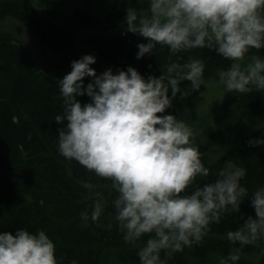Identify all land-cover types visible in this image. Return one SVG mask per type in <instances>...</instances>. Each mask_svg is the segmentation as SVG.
<instances>
[{"label": "clouds", "instance_id": "9594fccd", "mask_svg": "<svg viewBox=\"0 0 264 264\" xmlns=\"http://www.w3.org/2000/svg\"><path fill=\"white\" fill-rule=\"evenodd\" d=\"M128 4L132 0H127ZM128 7L124 27L143 37L137 59L151 55L157 45L171 54L193 49L215 51L230 65L217 71L227 93L264 92V0H136ZM256 50V54H248ZM246 59L248 60L245 63ZM91 55L73 61L71 72L59 82L62 112L55 116L58 151L87 172L110 181L117 193L114 219L125 243L139 247L140 264H166L161 252L171 255L199 245L209 226L225 214L240 212L246 198L255 218L248 216L235 231L227 232L231 245L259 246L264 239V187L251 193L241 185L246 169L225 162L213 182L196 184L210 170L193 140L192 128L174 115H165L179 93L181 99L204 85L205 64L189 58L171 62L157 78L142 77L128 67L97 76ZM86 77L93 82L84 87ZM182 82L190 87L182 90ZM87 95L81 104L76 97ZM264 145V139L249 142ZM195 185V186H194ZM88 187H91L88 185ZM191 189V191H189ZM104 205L97 201L82 220L96 223ZM56 246L45 231L18 229L0 232V264H57ZM240 248L233 247L219 264H235Z\"/></svg>", "mask_w": 264, "mask_h": 264}, {"label": "trees", "instance_id": "16d2710c", "mask_svg": "<svg viewBox=\"0 0 264 264\" xmlns=\"http://www.w3.org/2000/svg\"><path fill=\"white\" fill-rule=\"evenodd\" d=\"M128 7L149 6L137 5L136 0L131 4L127 0H0V22L15 18L28 24L61 69L86 55L76 37L82 28L89 29L85 45L100 60L101 74L132 67L145 79L158 78L171 62L202 60L204 85L183 99L178 93L164 114L176 116L193 130L202 162L210 170L196 184L213 182L225 162L232 160L246 169L241 185L250 198L264 187V145L249 144L264 139V92L227 93L218 83L217 71L226 70L230 62L207 48L173 55L157 45L151 55L138 60L137 45L147 41L126 31ZM26 52L14 34L0 32V232L45 231L56 246L57 264H140L138 250L148 237L137 247L125 243L114 219L117 193L58 151L61 125L55 116L62 112L58 81L64 77L41 72L35 76L33 66L20 59ZM253 54L256 50L248 56ZM258 54L264 57V50ZM92 82L84 80V87ZM189 87V82L180 85L182 90ZM76 99L81 104L90 102L86 94ZM97 201L104 205L99 220L83 221L82 213H90ZM248 216L255 218V213L246 198L239 213L225 214L218 224H211L199 245L171 255L161 252V259L166 264H219L237 247L240 259L235 264H264V239L258 247L242 248L227 240V232L237 230L243 224L241 217Z\"/></svg>", "mask_w": 264, "mask_h": 264}, {"label": "rangeland", "instance_id": "374dc122", "mask_svg": "<svg viewBox=\"0 0 264 264\" xmlns=\"http://www.w3.org/2000/svg\"><path fill=\"white\" fill-rule=\"evenodd\" d=\"M87 31L89 29L82 28L77 32L76 37H78L79 43L84 49L86 55H91L95 58L96 63L90 65L95 71L97 76H99L102 72V64L98 59L97 55L88 49L85 45V41L88 38ZM0 32H10L14 34L26 47V54L20 57L21 61L26 64H30L33 66L35 76H40L41 73H45L46 75L50 74L54 77H65L67 74L71 72V66L68 68L61 69L56 57L50 51H47L39 42L37 34L32 30V28L23 21H20L15 18H4L0 22ZM250 59V56H248ZM248 60L246 59L245 63ZM49 76V75H48ZM93 79L91 77H86L84 80ZM110 181H105L104 184H110ZM4 227L7 226L4 223ZM14 233V232H12ZM15 234V233H14Z\"/></svg>", "mask_w": 264, "mask_h": 264}, {"label": "bare ground", "instance_id": "6f19581e", "mask_svg": "<svg viewBox=\"0 0 264 264\" xmlns=\"http://www.w3.org/2000/svg\"><path fill=\"white\" fill-rule=\"evenodd\" d=\"M149 6V5H148Z\"/></svg>", "mask_w": 264, "mask_h": 264}, {"label": "water", "instance_id": "95a60500", "mask_svg": "<svg viewBox=\"0 0 264 264\" xmlns=\"http://www.w3.org/2000/svg\"><path fill=\"white\" fill-rule=\"evenodd\" d=\"M150 7V6H149Z\"/></svg>", "mask_w": 264, "mask_h": 264}]
</instances>
